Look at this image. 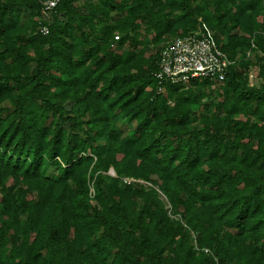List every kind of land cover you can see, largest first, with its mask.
<instances>
[{
  "label": "trees",
  "instance_id": "16d2710c",
  "mask_svg": "<svg viewBox=\"0 0 264 264\" xmlns=\"http://www.w3.org/2000/svg\"><path fill=\"white\" fill-rule=\"evenodd\" d=\"M199 30L225 79L158 92ZM0 264H264V0H0Z\"/></svg>",
  "mask_w": 264,
  "mask_h": 264
},
{
  "label": "built area",
  "instance_id": "2783aa9c",
  "mask_svg": "<svg viewBox=\"0 0 264 264\" xmlns=\"http://www.w3.org/2000/svg\"><path fill=\"white\" fill-rule=\"evenodd\" d=\"M59 2L60 0H40L42 13L50 14ZM42 31L46 33L48 30L43 27ZM231 63L228 55L221 50L215 38L209 33L203 34L199 30L184 36H175L168 40L160 51L159 70L155 74L160 84L158 92L166 93L164 83L186 88L194 79L223 81ZM161 195L170 213V203L164 194ZM204 251L209 252L208 249Z\"/></svg>",
  "mask_w": 264,
  "mask_h": 264
},
{
  "label": "rangeland",
  "instance_id": "374dc122",
  "mask_svg": "<svg viewBox=\"0 0 264 264\" xmlns=\"http://www.w3.org/2000/svg\"><path fill=\"white\" fill-rule=\"evenodd\" d=\"M257 69H254L249 72V82L250 84H256L257 83ZM112 174H114L113 171H111Z\"/></svg>",
  "mask_w": 264,
  "mask_h": 264
}]
</instances>
